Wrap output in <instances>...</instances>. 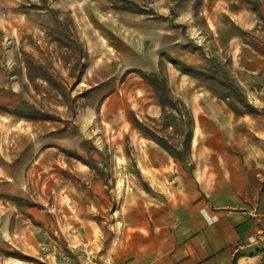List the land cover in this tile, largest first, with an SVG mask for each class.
Here are the masks:
<instances>
[{
    "label": "rangeland",
    "instance_id": "rangeland-1",
    "mask_svg": "<svg viewBox=\"0 0 264 264\" xmlns=\"http://www.w3.org/2000/svg\"><path fill=\"white\" fill-rule=\"evenodd\" d=\"M261 85L264 0H0V264H116L174 230Z\"/></svg>",
    "mask_w": 264,
    "mask_h": 264
},
{
    "label": "crops",
    "instance_id": "crops-1",
    "mask_svg": "<svg viewBox=\"0 0 264 264\" xmlns=\"http://www.w3.org/2000/svg\"><path fill=\"white\" fill-rule=\"evenodd\" d=\"M246 125L235 146L196 151L212 164L181 179L176 228L139 231L141 242L116 264H264V120Z\"/></svg>",
    "mask_w": 264,
    "mask_h": 264
}]
</instances>
